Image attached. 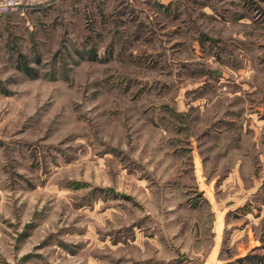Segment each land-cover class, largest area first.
Here are the masks:
<instances>
[{"label":"rangeland","instance_id":"374dc122","mask_svg":"<svg viewBox=\"0 0 264 264\" xmlns=\"http://www.w3.org/2000/svg\"><path fill=\"white\" fill-rule=\"evenodd\" d=\"M43 1L0 17V264H264V0Z\"/></svg>","mask_w":264,"mask_h":264},{"label":"crops","instance_id":"0c3cea01","mask_svg":"<svg viewBox=\"0 0 264 264\" xmlns=\"http://www.w3.org/2000/svg\"><path fill=\"white\" fill-rule=\"evenodd\" d=\"M258 10H256L255 11V13H252L250 16H248L249 17V19H251L250 21L251 22H258V21H260L262 18L260 17L261 16V14H262V11L261 12H259L258 14ZM242 17H246L245 16V13L243 14H240L239 15V19H240V21H242ZM250 62H251V59H250ZM242 72V71H241ZM246 85V84H245ZM251 88H253L252 89V91L256 88V87H253V86H250ZM257 105H260V106H254L253 107V109H255L257 112H255V113H251L250 114V117H251V119H250V129H254V131H255V138H258V135L259 134H262V132H260L259 131V123H261L260 125H262V127L264 126V120H261L259 117H260V115L261 116H263V114H264V106L262 105V103H258ZM260 110V111H259ZM260 119V120H259ZM254 121H255V123H254ZM259 185H257L256 187H254V188H252V191H251V194H250V196H249V199L246 197L245 198V202L247 201H252V197L254 196L255 197V199H258L259 197H262L261 195H256L255 194V191H258L259 192V187H258ZM260 192H262L261 190H260ZM253 197V198H254ZM230 198V197H229ZM232 202V201H231ZM233 203V202H232ZM232 203H230L229 205H232ZM241 207V205H236V207H234L233 209H232V211L233 210H239V208Z\"/></svg>","mask_w":264,"mask_h":264},{"label":"built area","instance_id":"2783aa9c","mask_svg":"<svg viewBox=\"0 0 264 264\" xmlns=\"http://www.w3.org/2000/svg\"><path fill=\"white\" fill-rule=\"evenodd\" d=\"M42 3L43 0H0V17L13 14L25 16Z\"/></svg>","mask_w":264,"mask_h":264},{"label":"trees","instance_id":"16d2710c","mask_svg":"<svg viewBox=\"0 0 264 264\" xmlns=\"http://www.w3.org/2000/svg\"><path fill=\"white\" fill-rule=\"evenodd\" d=\"M94 58V57H93ZM96 58V57H95ZM21 69H23L27 74H32V71L34 70L32 67H30V66H28L27 64H26V66L24 67V68H22L21 67ZM248 205V204H247ZM241 210V209H240ZM247 257H249V256H246L244 259L242 258V259H238V261L239 262H242V261H244ZM256 260V259H255ZM258 261H261V259H258ZM258 261L256 260V262L258 263ZM256 263V264H257ZM254 264V263H253Z\"/></svg>","mask_w":264,"mask_h":264}]
</instances>
